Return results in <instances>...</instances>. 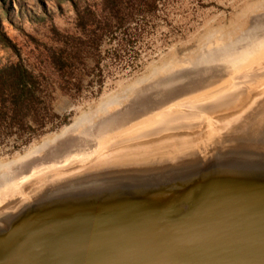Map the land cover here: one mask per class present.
<instances>
[{
    "label": "rangeland",
    "instance_id": "rangeland-1",
    "mask_svg": "<svg viewBox=\"0 0 264 264\" xmlns=\"http://www.w3.org/2000/svg\"><path fill=\"white\" fill-rule=\"evenodd\" d=\"M106 3L0 0V80H15L10 66H18L30 76L26 77L37 80L47 109L44 125L30 136L33 123L28 117L19 125L0 124V174L6 170L17 174L10 185H0V193L10 190L0 195V207L23 196L48 173L89 162L101 141L105 142L101 150H106L120 144L121 138L123 143L132 142L138 134L141 140L192 131L203 134L206 116L211 123L230 111L233 99L256 86L255 79L264 74L261 62L233 78L225 90L227 70L216 78L188 80L212 73L203 72L202 62L223 64L264 41V0ZM111 3L116 13L109 9ZM53 61L60 70L53 68ZM193 67L200 71L185 73ZM260 80L257 83L264 76ZM51 114L56 117L47 120ZM81 119H88L87 131L70 132ZM161 119L170 122L161 125ZM161 126L164 131L155 130ZM44 144L52 147L47 150Z\"/></svg>",
    "mask_w": 264,
    "mask_h": 264
},
{
    "label": "water",
    "instance_id": "water-1",
    "mask_svg": "<svg viewBox=\"0 0 264 264\" xmlns=\"http://www.w3.org/2000/svg\"><path fill=\"white\" fill-rule=\"evenodd\" d=\"M263 76L264 74L259 77ZM261 78H256V86L238 97H249L241 103V107L232 105L230 111H224L217 120L211 119V123L209 116H206L205 129L201 135L192 131L125 142L104 151L100 150L89 162L71 170L48 173L37 180L28 191L20 194L23 196H15L16 198L0 207V251H4L0 258L7 256L0 264H264V185H258L251 190L243 189L234 184L236 176L230 179L231 183L223 185L220 166L222 162L219 161L222 157L220 154L210 157L211 152L217 153L219 150L215 139L222 134L223 127H230L238 111L251 106V101L261 96L258 90L264 87V80L257 83ZM172 136L189 142L191 147L175 148L169 152L167 158H157L160 161L157 164L149 161H146L148 164L134 163L130 157L125 156L132 153L137 146L142 149L144 143L146 147H151L161 141L171 140ZM196 146H206L208 149L205 153H208L209 158L204 159V163L199 166L186 165ZM162 149L165 152L172 148L165 146ZM196 150L199 151V148ZM121 158L125 160H120ZM103 159L106 162H100ZM115 159L122 164L114 163ZM250 159L246 155L241 160ZM97 161L107 165L104 170L97 168ZM232 161L223 162L231 175L237 171ZM209 163L214 164L210 167ZM103 175L108 178L107 181L97 177ZM78 183L90 187L118 186L126 191L123 197L114 200L116 211H112L111 215L121 218L122 222H105L107 225L104 229L109 232L105 234V240H99L102 235L94 238L96 231L93 227L77 233L71 229L72 226L66 228L64 224H53L43 235H33V228L30 227L14 233L10 228L1 227L5 223L2 214H9L25 204L37 207V201L41 200L44 191H72L66 195H73L75 191L70 184L77 188L80 185ZM6 191L10 190L6 188L0 194L3 195ZM156 198L166 200L167 205L164 208L148 210L146 204ZM86 206L92 207L93 202H87ZM75 207L78 209L82 205L77 204ZM66 229H71L67 236ZM143 229L147 235L170 232L171 236L157 239L162 241L171 238L174 241L170 245L171 255L166 257L150 253L143 254V258H129V254L136 249L128 250L131 248L130 244L145 236ZM56 232H59L57 236ZM177 235L180 236V241L176 240ZM146 243L141 240L139 250L144 245L147 249L144 251L150 250ZM110 245H127L128 249L118 251L106 260H95L98 256L88 255ZM80 253L84 254L79 255Z\"/></svg>",
    "mask_w": 264,
    "mask_h": 264
},
{
    "label": "bare ground",
    "instance_id": "bare-ground-1",
    "mask_svg": "<svg viewBox=\"0 0 264 264\" xmlns=\"http://www.w3.org/2000/svg\"><path fill=\"white\" fill-rule=\"evenodd\" d=\"M220 52H222V50ZM261 62L262 63L264 62V41L262 42V40L259 41L257 43V45H255V47H252V48L249 47L248 49H245L242 52H240L238 57L234 58V56H233V57H230L228 60H225V62L223 64L219 63V64H215V65L213 64V65L204 66V65H206L205 63H207V62H202L203 64L201 66V69L203 70V72L205 70H208V71H211L212 73L208 74L206 76V78H204L203 74H199L195 79L194 78H191V79L188 78V80H208L210 78H216V77H219L223 73V70H227L228 71L227 76L223 78L224 79L223 82L227 80L226 81L227 83H225L224 86L222 87L225 90L226 88L231 86V84L233 83L231 80L233 78H235L238 75L241 77V74H242V72H244V70H247L248 68H250L254 65L259 66L258 64H260ZM208 63H210V62H208ZM262 63H261V66L264 65V63L263 64ZM192 69L193 70H190L187 68L185 70V73H188V71H198V72L200 71V70L194 69V67ZM166 77H169V75H167ZM164 78H165V76H164ZM243 90H244V88H243ZM220 91H222V90H220ZM258 92H261L260 93L261 96L258 98L255 97L256 99H254V100L252 99L253 101H251L252 102L251 106H249L247 108L245 107V109L244 108L240 109L238 111V113L234 116V118L232 120V125L230 127H226V126L223 127L222 134H220V136L215 139L216 143H218L219 150L217 153L216 152L214 153V151L210 153V154H212V155H210V157L211 156L214 157L213 154H217V155L220 154L222 157L219 159V161L222 162L221 164H223V165L220 164V166L222 167V171H221V173H222L221 177L223 179L222 184L225 186L228 185V183H231L232 180H230V179L232 177H235V176H236L237 180L234 179V181H233L234 184L236 183V185L241 186L243 189L251 190L253 187H256L258 185H264V96H263L264 95V87L260 88L258 90ZM242 93H244V92H242ZM211 94H212V92L210 93L209 96L213 97L212 96L213 94L212 95ZM214 95H216V93H214ZM206 98H208V97H206ZM208 99H210V98H208ZM248 99H249V97H246V96L240 97L237 99L236 102L234 101L233 103H235V106L239 105L241 107V103L243 101H247ZM186 100H188V99H186ZM235 100H236V98H235ZM194 101H197V100H194ZM228 102H230V101H228ZM180 104H181V102H180ZM180 104H178V105L176 104L177 107ZM176 105H174V106H176ZM211 107H215V106H211ZM193 112L196 113V111H193ZM198 112H200V111H198ZM196 114H199V113H196ZM172 115H176V113H174ZM203 116H204V114H203ZM168 117H171V116H168ZM168 117H166V118H168ZM193 117H194V115L191 116L192 119H194ZM103 118H101L100 121ZM87 120L81 119V120L77 121L75 124H73L70 127V129H71L70 132L73 130H77V129H79L83 132H86L88 129V126L90 125V124L87 125ZM104 120H105V118H104ZM166 120H164V121L162 120L163 122H161V125L165 124ZM189 120H190V118H189ZM120 121H121V117H120ZM168 121L166 123H168ZM190 121H193V120H190ZM145 122L148 123L149 121H145ZM195 122H196V119H195ZM201 122L202 121H200V123ZM147 123H145V125H147ZM173 123H174V120L170 124V126L173 127V128H171L172 130L175 128L173 126ZM197 123H199V121H197ZM151 124H150V126H151ZM167 125H169V124H167ZM137 126H138V124L134 125V127H137ZM185 127H176V128L182 129ZM159 128H162V126L158 127V128L156 127L155 130L159 129ZM66 129H68L67 126L62 130V133ZM162 130H160V131H162ZM147 132H149V131H147ZM153 132H155V131L153 130ZM153 132H149V133L151 134ZM138 135H137V137L134 135V137H136V140L139 139ZM145 135H146V133H145ZM155 135L157 136V134H155ZM153 136H154V134H153ZM130 138H128V139H130ZM118 139H120V138H118ZM170 139L171 140H169V141H167V140L161 141V142H159V144H156V145L151 146V147H146V144L144 143L143 146L141 147L142 149L138 148V146H137L134 149V151H132V153H129L128 155H125V156L130 157L131 161H133L134 163L137 162V163L148 164L146 161H149L151 163L156 162V164H157L160 162V161L158 162L157 158H161V156H163V157L166 156L163 159L167 158L170 155L169 152L174 150L175 148H179V147L190 148L191 147L189 142L177 140L173 136L170 137ZM121 140H123V138H121ZM121 140H120V144L123 143ZM126 140H127V138H126ZM117 142H119V141H117ZM104 143L105 142H103V141H101L99 143L97 150L94 152V154H96L97 152H99L101 150V147H102V145H104ZM124 143H125V141H124ZM113 144H115V143L113 142ZM109 146H106L103 148H107ZM111 146L113 147V145H111ZM165 146H167V148L169 147L172 149L164 152V151H162L163 150L162 147H165ZM42 147L46 148L48 150L49 149L48 147H52V146L47 147V144H44ZM196 148H199V151H197ZM193 149H194L193 153L189 156V159H188L189 163H187L186 165H191L194 167L199 166V165L204 163V161H205L204 159L209 158L207 156L208 153H205V152H207L206 150L208 149L206 146H199V147L196 146ZM33 152H35V150L30 152L29 154H32ZM199 152H204V153H199ZM29 154H27V155H29ZM27 155H25L24 157H26ZM246 155H249L251 157V159L248 161H242L241 159L243 157H245ZM237 156H238V159H237ZM24 157H22V158H24ZM95 158L97 159L96 156H95ZM231 158L233 161L231 160ZM21 159H19V160H21ZM19 160L13 162L12 164L18 162ZM120 160H125V159L121 158ZM120 160L117 163V161L115 159L114 163H117V165H118L121 162ZM228 161H232L234 163V165L236 166L235 169L238 171V172L236 171V174L231 175L230 172H228V169L226 167H224V165H225L224 163L228 162ZM100 162H106V161H105V159H103ZM100 162L97 161L96 165L99 164L97 166V168L104 170L103 168L107 165L106 164H100ZM239 163H240V165L241 164L242 165L240 166ZM120 164H122V163H120ZM213 164L214 163H212V164L209 163V166L211 167V166H213ZM117 168H121V167H117ZM223 169H224V172H223ZM15 170H17V169H15ZM230 175H231V177H230ZM16 176H17V174H16V172L14 173L13 170H11V171L6 170V172H3L0 174V179H2L0 185L3 186L5 183H6V186L10 185V183L14 182V178H16ZM97 177L103 178L105 181H107V179H108V178H105L104 175L103 176H97ZM79 184L80 183H78L77 185H79ZM70 186H71V189H73V191H75L73 193V195H66L68 192H72V191H68V192H47V191H44V192H42L41 200L37 201V204H38L37 207L25 204L24 206H20V207L18 206L16 209L13 210V212H10L9 214H7V213L2 214V216L5 217L4 218L5 223L2 224L1 227L4 226V228H7V229L10 228L13 233L17 232L16 230H20V229L24 230L25 228L30 227V228H33V230H32V231H34L33 235L34 234H36V235L46 234L47 230L50 229L53 224H56L58 226H61V224H64V225H66V228H70L72 226L73 228H71V229L73 231H76L77 233L83 232V230L85 228L91 230L93 227V230L96 231L94 238H96L98 235H102V237L99 240H103V239L105 240L107 238V235H105V234L109 233L108 231H106L104 229V227L107 225V223H105V222H112L114 220H116L118 222H122L121 218H114L111 215H112V211L113 212L116 211V207L114 206V200L117 198L123 197L125 195L126 191H122L121 189L118 188V186L104 187L101 185H94V187H93L91 185L92 187H90L87 185L82 186V184H80L79 187L77 186L78 189L73 187L71 184H70ZM80 186H82V188ZM248 190H246V191H248ZM34 194H32V195H34ZM91 201L93 202V206L87 207L86 203L91 202ZM28 202H30V201H28ZM77 204H81L82 207H79L77 209L75 207V205H77ZM142 205H144V204H142ZM166 205H167L166 200H160L159 198H156V199H154V201L148 202L146 204V207L148 210H151V209H156V208H164ZM99 214H101V215H99ZM72 218H75L74 221L69 220ZM71 229H66V236L70 233L69 231ZM142 232L145 234L146 233L145 229H143ZM58 233L59 232H56V236L58 235ZM167 235L171 236L170 232H167V231L166 232H157L154 235L153 234L147 235V233H146L142 239L141 238L135 239V242H132L130 244L131 245L130 249H128V247H126L127 245H125V246H119V245L118 246H112V245H110L108 248H106L104 250L99 249L95 254H88V255L89 256H91V255L98 256L95 260H97V259L98 260H106L108 258V256L114 255L116 252L122 251L125 248L128 250H131L132 248H136L135 252L129 254V258H131L133 256H135L136 258H140V257L143 258V257H145V256H143V254L149 255L150 253L169 257L171 255L169 253V250L171 249L170 245L174 241H171L172 240L171 238H168V239L165 238L162 241L157 239V238H163ZM179 237L180 236L177 235L175 237L176 240L180 241L179 239H181V238H179ZM88 239H90V238H88ZM141 240L143 242L144 241L147 242L146 244H148L150 246V250L144 251V250H147V249H145V245H144L143 249L140 248V250H142L144 252H140V250H139L140 246L138 247V245L141 243ZM175 242H177V241H175ZM136 244H137V246H136ZM0 252H1L0 255H2L4 253V251H0ZM35 253H37V252H35ZM88 253H94V252L88 251ZM38 254H41V253L39 252ZM81 254H84V253H80L79 255H81ZM6 257H4V258H6ZM4 258H0V261H3ZM143 261H146V259Z\"/></svg>",
    "mask_w": 264,
    "mask_h": 264
},
{
    "label": "trees",
    "instance_id": "trees-1",
    "mask_svg": "<svg viewBox=\"0 0 264 264\" xmlns=\"http://www.w3.org/2000/svg\"><path fill=\"white\" fill-rule=\"evenodd\" d=\"M106 2L107 0H104V5L107 4ZM114 5V3L109 4V9L116 13L117 11L112 9ZM83 11L92 14L89 8H85ZM77 17V23L80 24L81 17L79 15ZM57 64L59 63L53 61L51 65L55 70H60L61 65L57 66ZM10 69L15 72V80H0V124L6 122L9 126L19 125L24 117H28L33 123L27 132V136H30L44 125L46 105H44V100L40 95L41 90L37 86V80L28 78L30 77L28 73L16 65L10 66ZM51 117L56 116L47 115V120ZM17 135L20 134L17 133Z\"/></svg>",
    "mask_w": 264,
    "mask_h": 264
}]
</instances>
